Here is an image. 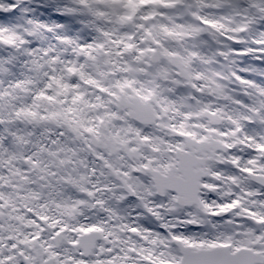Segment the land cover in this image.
<instances>
[{
	"label": "snow or ice",
	"instance_id": "1",
	"mask_svg": "<svg viewBox=\"0 0 264 264\" xmlns=\"http://www.w3.org/2000/svg\"><path fill=\"white\" fill-rule=\"evenodd\" d=\"M0 264H264V0H0Z\"/></svg>",
	"mask_w": 264,
	"mask_h": 264
}]
</instances>
